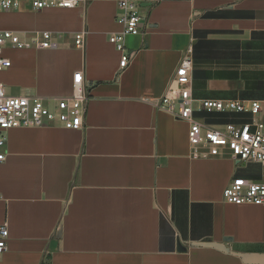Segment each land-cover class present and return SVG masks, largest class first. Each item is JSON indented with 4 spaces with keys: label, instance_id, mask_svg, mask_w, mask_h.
I'll use <instances>...</instances> for the list:
<instances>
[{
    "label": "crops",
    "instance_id": "0c3cea01",
    "mask_svg": "<svg viewBox=\"0 0 264 264\" xmlns=\"http://www.w3.org/2000/svg\"><path fill=\"white\" fill-rule=\"evenodd\" d=\"M0 12V31L30 42L4 47L0 85L12 97H68L83 75V127L58 124L7 131L0 162V264H264V206H235L222 193L241 164L221 147H192L189 124L157 104L180 61L191 60V98L261 101L264 122V0H139L141 34L119 70L109 43L121 31L120 0H79L34 11L31 0ZM56 48L42 49L40 33ZM84 34L82 48L73 35ZM197 108V104H193ZM194 117L221 127L248 114ZM253 180V179H251ZM254 181L264 183L262 176ZM180 244L184 251L178 250Z\"/></svg>",
    "mask_w": 264,
    "mask_h": 264
},
{
    "label": "built area",
    "instance_id": "2783aa9c",
    "mask_svg": "<svg viewBox=\"0 0 264 264\" xmlns=\"http://www.w3.org/2000/svg\"><path fill=\"white\" fill-rule=\"evenodd\" d=\"M139 0H120L117 4L116 22L121 31L109 36L115 50L120 54L119 70H124L131 62L134 52L125 47V39L141 34L143 17L139 13ZM79 0H31L30 8L39 11L48 8H75ZM19 8L18 0H0V12ZM38 48L51 49L57 45L51 33H40ZM84 34L73 35V46L82 48ZM4 47L29 49L33 45L23 41L20 36L8 31H0V52ZM264 54V51H263ZM10 65L7 59L0 57V71ZM192 64L184 57L157 107L171 114L175 119L189 124L187 140L196 147L205 144L210 154L216 155L218 149H229L231 157L239 164L254 163L264 170V122L260 119L261 101L250 100H201L191 98ZM87 93L83 86V75L77 72L72 78V93L68 97L42 99L35 96L12 97L5 93L0 85V162L5 158L6 133L16 128H39L59 125L67 130H79L83 127L84 108ZM197 104L195 109L193 104ZM221 114H248L246 122L227 123L221 127L206 124L194 117V111ZM224 203L241 206H264V183L236 176L228 183L222 193ZM8 231L6 225L0 226V255L7 248Z\"/></svg>",
    "mask_w": 264,
    "mask_h": 264
},
{
    "label": "water",
    "instance_id": "95a60500",
    "mask_svg": "<svg viewBox=\"0 0 264 264\" xmlns=\"http://www.w3.org/2000/svg\"><path fill=\"white\" fill-rule=\"evenodd\" d=\"M237 164H238V162H237ZM241 165L243 166V164H241ZM177 245H178V250L179 251H184L185 250V248L182 247L180 244H177ZM195 245L196 246H200V247L215 248V249H218V250L226 252V253L229 252V253L239 257L243 261H246V262H251V261L252 262H259L260 260L264 259V255H245V254L233 253V252H230L228 249H225L223 246L217 245V244H214V243L201 242V243H196Z\"/></svg>",
    "mask_w": 264,
    "mask_h": 264
},
{
    "label": "rangeland",
    "instance_id": "374dc122",
    "mask_svg": "<svg viewBox=\"0 0 264 264\" xmlns=\"http://www.w3.org/2000/svg\"><path fill=\"white\" fill-rule=\"evenodd\" d=\"M263 171L264 170L259 165L254 163L246 164L244 167H242V175L253 180L262 176Z\"/></svg>",
    "mask_w": 264,
    "mask_h": 264
},
{
    "label": "trees",
    "instance_id": "16d2710c",
    "mask_svg": "<svg viewBox=\"0 0 264 264\" xmlns=\"http://www.w3.org/2000/svg\"><path fill=\"white\" fill-rule=\"evenodd\" d=\"M207 114V113H206ZM208 115H218V116H220V115H223V114H221V113H210V114H208ZM234 115H236V114H234Z\"/></svg>",
    "mask_w": 264,
    "mask_h": 264
}]
</instances>
